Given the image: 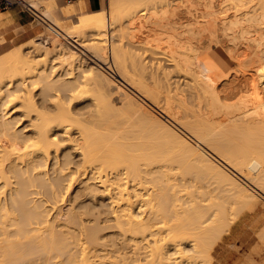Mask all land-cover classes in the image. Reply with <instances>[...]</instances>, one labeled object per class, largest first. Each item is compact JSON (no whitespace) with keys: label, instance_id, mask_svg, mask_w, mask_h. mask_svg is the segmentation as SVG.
<instances>
[{"label":"bare ground","instance_id":"obj_1","mask_svg":"<svg viewBox=\"0 0 264 264\" xmlns=\"http://www.w3.org/2000/svg\"><path fill=\"white\" fill-rule=\"evenodd\" d=\"M22 1L40 20L0 38V264H213L264 196V0H85L69 27Z\"/></svg>","mask_w":264,"mask_h":264},{"label":"rangeland","instance_id":"obj_2","mask_svg":"<svg viewBox=\"0 0 264 264\" xmlns=\"http://www.w3.org/2000/svg\"><path fill=\"white\" fill-rule=\"evenodd\" d=\"M53 3L57 7L59 5H62V8L60 10V12H62L61 25L68 26V27L72 25L73 20L76 18L77 13H79L80 6L82 4L80 2L74 3L68 0H58L57 2L55 0L54 2H52V5ZM46 5L47 4H45L43 7L40 8V12L43 11ZM70 8L74 9V11L69 12ZM89 8L106 9L107 11L109 8H111L110 0H103L102 5L100 7H94L91 4H89ZM38 15L39 14L37 11L33 12L28 6L24 7L23 5L12 4L6 9H4L3 7H0V21H1L0 31L3 32L2 36L0 35V38L8 37L9 40L11 39V44L15 48H17L19 45L22 46V44L24 47L27 44V42L31 39V37L35 35V32L33 31L32 27L38 25L39 20H40ZM11 24H14V26ZM15 25L21 26L20 28L22 31L17 30L18 27ZM46 25H49V24H46ZM13 27H14V30L17 27V29L15 30L16 32L18 31L17 33L13 31L12 29ZM4 29L8 31H5ZM147 52L149 53L148 50ZM148 53H147L148 55L147 59H149L151 56L153 57L154 55L155 56L157 55L153 52L154 55L150 56ZM111 69L113 68L111 67ZM106 73L112 74L110 69L109 70L107 69ZM116 79H120L118 75L116 76ZM124 86L131 89L126 83H124ZM136 98H138L139 101L141 100L140 95H138ZM146 103H147L146 106L149 107V110H151L149 112H152L153 114H155L154 116L158 117L161 120L165 118V120L163 121H166V122L168 121V118L166 119L165 114L162 113L155 105H154L155 107L154 108L153 104L149 103L148 101ZM172 123L175 124L174 122ZM241 178L247 181L244 177L241 176ZM216 184L217 183H215V185ZM233 201H234V198H233ZM233 201L231 199V203ZM235 201H237V199H235ZM238 202H237L236 208H234L235 205L234 207L232 206L233 205L232 203L231 208H234L235 210L232 211L231 209V211L234 212L238 210L240 215L236 213L237 214V217L235 220L236 222L234 223L232 227V232L226 233L223 239L219 241L217 245L215 246V249H214L215 258L213 259V264H222V263L224 264H264V224L257 222V219H258L257 213L250 206L249 208L247 207L245 208L244 206L245 203L241 200V202L244 203L243 204L244 210H242V207H240L242 206L241 205L242 203L240 204V199ZM239 204H240L239 207L241 209L238 208ZM257 206H262L264 208V196L262 195L258 196ZM235 215L232 214L231 217L234 218ZM231 236L232 237L234 236V238L231 239ZM220 260L222 261V263Z\"/></svg>","mask_w":264,"mask_h":264},{"label":"crops","instance_id":"obj_3","mask_svg":"<svg viewBox=\"0 0 264 264\" xmlns=\"http://www.w3.org/2000/svg\"><path fill=\"white\" fill-rule=\"evenodd\" d=\"M68 1L74 2V3L80 2L81 4L86 3L85 0H68ZM88 1H89V4H91L92 6L100 7L102 5L103 0H88ZM253 210L257 213V216H258L257 222L264 224V208L262 206H257ZM229 232H232V228ZM233 238L234 236L233 237L231 236V239Z\"/></svg>","mask_w":264,"mask_h":264},{"label":"built area","instance_id":"obj_4","mask_svg":"<svg viewBox=\"0 0 264 264\" xmlns=\"http://www.w3.org/2000/svg\"><path fill=\"white\" fill-rule=\"evenodd\" d=\"M12 4L23 5L24 7H26V4L22 0H1L0 1V7H3L4 9L8 8ZM110 70L113 73V69H110Z\"/></svg>","mask_w":264,"mask_h":264}]
</instances>
